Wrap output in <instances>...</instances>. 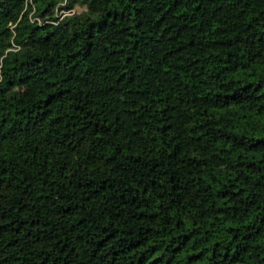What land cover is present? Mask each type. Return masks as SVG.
Listing matches in <instances>:
<instances>
[{
  "label": "trees",
  "instance_id": "1",
  "mask_svg": "<svg viewBox=\"0 0 264 264\" xmlns=\"http://www.w3.org/2000/svg\"><path fill=\"white\" fill-rule=\"evenodd\" d=\"M0 264H264V0H0Z\"/></svg>",
  "mask_w": 264,
  "mask_h": 264
},
{
  "label": "rangeland",
  "instance_id": "2",
  "mask_svg": "<svg viewBox=\"0 0 264 264\" xmlns=\"http://www.w3.org/2000/svg\"><path fill=\"white\" fill-rule=\"evenodd\" d=\"M51 15V12H49L48 14H47V16H50Z\"/></svg>",
  "mask_w": 264,
  "mask_h": 264
}]
</instances>
